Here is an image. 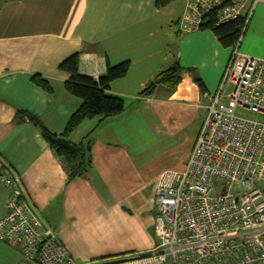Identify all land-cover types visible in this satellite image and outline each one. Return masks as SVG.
Listing matches in <instances>:
<instances>
[{
	"label": "crops",
	"instance_id": "crops-1",
	"mask_svg": "<svg viewBox=\"0 0 264 264\" xmlns=\"http://www.w3.org/2000/svg\"><path fill=\"white\" fill-rule=\"evenodd\" d=\"M156 1L0 0V168L3 159L22 175L79 264L117 262L155 248V194L169 170L152 173L144 142H165L189 122L198 133L208 105L203 101L217 90L233 55L214 33L181 29L186 0L163 9ZM245 35L247 52H240L262 58L264 0ZM74 54L80 55L81 74L95 80L106 75L109 63L130 62V71L109 90L124 99L125 112L87 120L71 134L75 144L89 137L93 166L87 178L69 183L62 161L23 113L39 117L55 135L64 133L83 104L66 91L70 75L59 70ZM177 62L197 73L207 93L185 74L175 92L160 85L153 97L140 96ZM36 75L51 83L53 93L33 83ZM189 155L174 171L184 169ZM10 193L0 186V218Z\"/></svg>",
	"mask_w": 264,
	"mask_h": 264
},
{
	"label": "built area",
	"instance_id": "built-area-1",
	"mask_svg": "<svg viewBox=\"0 0 264 264\" xmlns=\"http://www.w3.org/2000/svg\"><path fill=\"white\" fill-rule=\"evenodd\" d=\"M262 0H186L184 32L219 23L249 25ZM234 51L184 169L161 174L156 194L159 244L129 259L91 264H264V58ZM218 184V185H217ZM0 186L11 193L0 218V242L18 248V264H79L30 196L22 175L1 159Z\"/></svg>",
	"mask_w": 264,
	"mask_h": 264
},
{
	"label": "trees",
	"instance_id": "trees-1",
	"mask_svg": "<svg viewBox=\"0 0 264 264\" xmlns=\"http://www.w3.org/2000/svg\"><path fill=\"white\" fill-rule=\"evenodd\" d=\"M175 1L178 0H157L156 3L159 9H163ZM248 26L245 19L220 24L218 11H213L205 17L201 31L214 33L222 47L231 49L234 53L237 47L241 46L242 37L246 34ZM79 64L80 55L74 54L59 67L60 71L70 75V80L65 84L66 91L83 101L82 106L72 115L63 134H53L39 117L23 113L41 131L51 149L62 161L69 183L77 179L87 178L93 166L92 143L89 137H86L81 143L75 144L69 139L71 134L87 120H93L97 117L105 120L120 116L125 112L124 99L110 95L109 90L114 81L126 78L130 71V62L117 66H112L109 63L106 75L95 80L82 75ZM185 74L193 75L201 93H207L206 86L197 73L192 69L183 68L177 62L174 67L159 73L140 93V96L144 98L153 97L160 85H164L171 92H175ZM33 83L46 92L53 93L51 83L42 76H34Z\"/></svg>",
	"mask_w": 264,
	"mask_h": 264
},
{
	"label": "rangeland",
	"instance_id": "rangeland-1",
	"mask_svg": "<svg viewBox=\"0 0 264 264\" xmlns=\"http://www.w3.org/2000/svg\"><path fill=\"white\" fill-rule=\"evenodd\" d=\"M209 32V31H208ZM245 36L242 37L241 43L243 46L240 48L241 52H247ZM251 53V52H250ZM257 57V56H254ZM264 58V56H260ZM182 92L186 91L185 86L181 87ZM209 99L203 101V105L209 104ZM207 110L202 112V115H207ZM237 114L244 118L260 121L264 123V116L256 113L246 111L244 109H238ZM197 126L195 122H189L182 129L177 131L174 136L168 138L165 142H156L155 139L150 142H144L145 147L143 149L148 150L147 160L150 161V168L152 173L156 174L161 169L166 170H178L181 163L190 154L193 145L197 139ZM190 138L191 140H188ZM193 140V141H192ZM218 185V184H217ZM156 238V237H155ZM159 241L157 239V245ZM156 245V246H157ZM155 246V247H156ZM20 254L16 248L10 247L3 242H0V264H18ZM102 263H111V260H98Z\"/></svg>",
	"mask_w": 264,
	"mask_h": 264
},
{
	"label": "bare ground",
	"instance_id": "bare-ground-1",
	"mask_svg": "<svg viewBox=\"0 0 264 264\" xmlns=\"http://www.w3.org/2000/svg\"><path fill=\"white\" fill-rule=\"evenodd\" d=\"M218 25H219V24H218ZM184 86H185V88H186V85H185V84L182 85V87H184Z\"/></svg>",
	"mask_w": 264,
	"mask_h": 264
}]
</instances>
